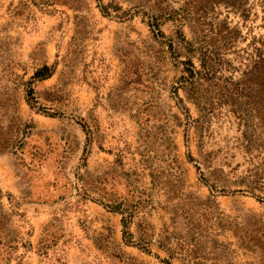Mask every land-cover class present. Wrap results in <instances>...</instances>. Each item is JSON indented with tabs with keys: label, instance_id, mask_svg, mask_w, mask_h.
<instances>
[{
	"label": "rangeland",
	"instance_id": "obj_1",
	"mask_svg": "<svg viewBox=\"0 0 264 264\" xmlns=\"http://www.w3.org/2000/svg\"><path fill=\"white\" fill-rule=\"evenodd\" d=\"M263 42L264 0H0V264H188L175 237L264 264V192L219 155L241 161V135L264 150ZM205 58L198 106L186 69Z\"/></svg>",
	"mask_w": 264,
	"mask_h": 264
},
{
	"label": "trees",
	"instance_id": "obj_2",
	"mask_svg": "<svg viewBox=\"0 0 264 264\" xmlns=\"http://www.w3.org/2000/svg\"><path fill=\"white\" fill-rule=\"evenodd\" d=\"M262 44H264V42ZM263 51H264V48H263ZM261 61H262V75L261 76H263L262 94H264V54L263 56H261ZM189 66L190 67H187L186 69V71L189 73L188 75L189 78L187 79H189L188 82L191 83L193 86L191 90L194 96L192 98L195 100V104L199 106L202 101L201 99H199L198 95L196 94L200 89L194 86V83L196 82V77L198 78L200 77L201 79H207V78L209 79V77L212 74V65L209 63L207 58H205L202 60V63H201V66L203 68L202 70L197 69L196 65L191 61H189ZM53 73H54L53 67L49 65H44L43 67L36 70V72L32 76V79L33 80H43L48 77H51ZM206 90L208 89H205L203 91L206 92ZM203 94L204 93H202L201 96L203 98H206L205 96H203ZM26 95H27L26 99H28V101L32 104L38 103L39 98H42L47 101H56L58 99L57 95L55 94H52V97L50 99H48L47 96L39 95L34 87H29V89L26 90ZM207 108L210 109L207 106H202V110L203 109L207 110ZM209 113H211V110H209L208 114ZM208 114H206V116L204 117L202 116V117L192 118V120H193V124L197 127L200 133V138L202 140L200 143L201 152L203 155H205V162L209 165L208 168H212L211 164H213L214 159L217 157V155L215 154L218 151L214 153L213 150L208 149L209 139L211 140V138L213 137V134L211 133L210 135L208 131V124L211 121L210 118H207ZM223 142H226V141L223 140ZM243 142H244L243 135L239 136L236 139V143L240 144L239 146H237V148L243 149L242 151H239V153H241L240 154L241 159H242L241 161L240 160L235 161L237 155H235V152L234 153L232 152L231 145L228 144V142L225 143V146H224L225 149H223V151H221L219 154V155H222V158L225 161L223 160V163L220 164V166L223 168L227 167L229 171H231V174L239 180L238 183L248 188L246 190L238 189L239 191L248 192L252 194H256L254 193L256 192V190H260L264 192V150L255 149L256 153H253L252 152L253 150L249 149L248 145ZM234 146L236 147L235 144ZM233 160H234V163H233ZM200 169L201 168L199 167V170ZM257 197L259 201L264 202L263 196L257 195ZM132 217H133L132 214L130 215L128 214V216L123 217L122 224L124 228H127ZM138 232L140 234L139 239L144 242L150 239L152 235H155L154 229L146 221H143V223H140L138 225ZM124 234L125 236L126 235L131 236L133 233H131V231H124ZM175 238L176 239L173 241L172 240L164 241L165 243L164 244L162 243V245L166 247L169 251L179 252L183 254V256L188 261V264H210L209 257L205 253H202L200 251L201 249H199L198 247H195L196 246L195 244H193L192 242L186 239L177 238V237Z\"/></svg>",
	"mask_w": 264,
	"mask_h": 264
}]
</instances>
